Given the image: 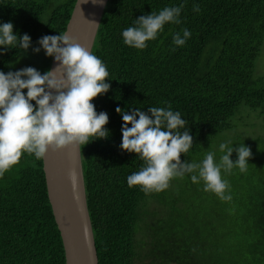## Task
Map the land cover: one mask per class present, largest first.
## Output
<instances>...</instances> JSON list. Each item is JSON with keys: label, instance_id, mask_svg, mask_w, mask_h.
<instances>
[{"label": "trees", "instance_id": "1", "mask_svg": "<svg viewBox=\"0 0 264 264\" xmlns=\"http://www.w3.org/2000/svg\"><path fill=\"white\" fill-rule=\"evenodd\" d=\"M74 2L0 0V24L11 22L14 34L31 38L27 51L0 47V71L13 72L25 55L31 57L27 65L31 62L41 74L48 71L52 57L33 48L43 36L64 32ZM181 5V23L165 24L144 49L124 43L122 32L136 26L135 19ZM184 29L191 35L176 46L173 35L183 38ZM263 42L264 0L107 1L91 52L109 72V91L92 101L97 113H107L109 135L80 145L98 264H264V154L248 160L244 172L221 170L230 200L204 191L202 180L193 183L196 173L181 177L184 183L175 177L170 188L145 194L127 184L144 162L120 148L123 120L116 112L117 107L180 112L187 123L179 131L193 137L181 162L199 163L214 150L216 134L233 126L230 119L241 104L264 114V76L255 75ZM213 152L219 163L222 155ZM230 159L235 163L237 157ZM149 200L156 202L159 216L147 232L146 216L154 213L148 211ZM154 234L162 244L178 245L171 258L159 257L155 245L161 244ZM0 264H65L42 159L28 153L0 177Z\"/></svg>", "mask_w": 264, "mask_h": 264}, {"label": "clouds", "instance_id": "2", "mask_svg": "<svg viewBox=\"0 0 264 264\" xmlns=\"http://www.w3.org/2000/svg\"><path fill=\"white\" fill-rule=\"evenodd\" d=\"M95 2V0H94ZM183 5L165 7L157 12L135 19L134 27L123 30L124 43L136 49H144L147 41L157 38L167 23H181L179 16ZM194 5L193 11L198 12ZM11 22L0 24V47L4 50L20 48L27 51L31 38L27 34L18 36L13 32ZM191 33L183 30L173 35V43L183 46ZM56 67L41 74L33 67L4 73L0 71V177L16 165L24 153L42 159L49 150L56 152L69 146L86 145L91 137L104 139L109 135L105 125L109 122L107 113H97L92 101L110 89L109 72L103 61L82 46L67 32L46 35L37 41ZM27 89L26 94L23 90ZM33 101L35 104H33ZM122 115V142L120 148L135 153L144 162L138 172L127 177L129 187L139 186L145 194L160 192L169 187L175 177L192 174L193 183L204 182V191L212 192L221 200H230L225 191L230 188L221 170L231 171L238 167L247 170L251 149L244 144L237 148L227 143L219 145V163L213 152H207L197 162H181V154L189 152L193 137L188 130L179 131L186 125L180 112L170 107H149L148 112L134 108L130 112L117 107ZM150 113V115H149ZM131 125V127H129ZM237 154L235 163L230 159Z\"/></svg>", "mask_w": 264, "mask_h": 264}, {"label": "water", "instance_id": "3", "mask_svg": "<svg viewBox=\"0 0 264 264\" xmlns=\"http://www.w3.org/2000/svg\"><path fill=\"white\" fill-rule=\"evenodd\" d=\"M108 0H75L64 32L90 52ZM56 67L51 58L48 70ZM42 170L52 214L60 233L65 264H98L86 203L80 145L51 150Z\"/></svg>", "mask_w": 264, "mask_h": 264}, {"label": "rangeland", "instance_id": "4", "mask_svg": "<svg viewBox=\"0 0 264 264\" xmlns=\"http://www.w3.org/2000/svg\"><path fill=\"white\" fill-rule=\"evenodd\" d=\"M29 55L32 56L31 53H29ZM30 58L31 57L28 55L22 56L18 62L13 64L15 65L13 67V72L23 69L26 66L30 67L32 65L31 62L28 65L26 64V62ZM258 74L264 76V42L261 47L260 53L258 54L255 61V75ZM230 121L233 124L231 128L224 129L216 134L214 138L213 151L217 152L218 155L226 154V152L220 151L219 145L221 143H227L228 146L233 147V149L237 148L239 145L242 144L249 147L252 153V156L249 160L257 157L259 153L264 154V114H260L257 110L251 109L250 107L241 104L238 107L234 116L230 119ZM213 151L209 150L207 152H213ZM231 156L237 157L236 152L233 151ZM215 157L216 154L214 155V159H216ZM176 179L178 183L185 182V180L181 177H176ZM170 183L171 181L169 182L168 188H170L171 186ZM155 205L156 202H154L153 200H149L148 211L151 210V212L153 211L154 213H153V218L150 217V215L146 216L145 224L146 226H149V228L145 226L147 232L151 231L150 227H153L155 225V221L159 216L158 209L154 208ZM156 228L154 229V231L156 230ZM153 237H156L159 244H161L159 246L155 245V250L158 251L159 257L171 258L172 254H174V252L178 248V245L162 244L163 241L159 238L158 235L156 236V234H154ZM161 264H165V263H161ZM167 264H173V263L170 262Z\"/></svg>", "mask_w": 264, "mask_h": 264}]
</instances>
